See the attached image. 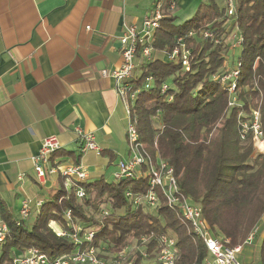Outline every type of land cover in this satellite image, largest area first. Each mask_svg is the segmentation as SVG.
Returning a JSON list of instances; mask_svg holds the SVG:
<instances>
[{
  "label": "trees",
  "instance_id": "obj_1",
  "mask_svg": "<svg viewBox=\"0 0 264 264\" xmlns=\"http://www.w3.org/2000/svg\"><path fill=\"white\" fill-rule=\"evenodd\" d=\"M173 1L177 0H167L165 9ZM221 1L223 6L216 0H205L192 18L181 24L171 13H164L160 28L147 43L152 49L151 59L138 62V73L131 82L141 92L128 106L136 119L138 140L148 155L172 168L179 191L200 206L213 236L234 248L243 246L264 219V151L254 153L251 131L244 139L240 137V124H249L252 111L257 110L264 140V0H235L232 18L226 16V2ZM191 30L195 35L187 37ZM234 30L243 43L230 59L231 66L234 59L241 64L236 82L238 103L230 107L228 92L214 78L224 71L226 39ZM203 31L222 42L203 39ZM178 37L184 38L190 52L188 71L180 60L173 63L164 59ZM149 76L152 87L143 90ZM163 83L168 87L164 93ZM64 157L75 164L80 158L59 150L50 161L60 162ZM57 182V190L32 211L35 217L30 226L25 222L17 225L0 203V218L8 230L0 245V264H12L15 256L31 248L43 251L49 261L92 248L108 256L136 242L140 245L142 237L148 239L145 248L152 253L162 236L176 240L175 264H203L207 257L204 245L193 238L163 197L159 195L156 210L134 208L125 199L126 190L145 193L146 180L87 181L81 184L85 197L80 200L74 187H63V178L57 176ZM50 222L65 235L58 237ZM91 232L89 242L76 244L72 239L75 234L82 239ZM259 258L264 264V233ZM143 261L139 252L131 258V264Z\"/></svg>",
  "mask_w": 264,
  "mask_h": 264
},
{
  "label": "crops",
  "instance_id": "obj_2",
  "mask_svg": "<svg viewBox=\"0 0 264 264\" xmlns=\"http://www.w3.org/2000/svg\"><path fill=\"white\" fill-rule=\"evenodd\" d=\"M156 1L0 0V203L15 219L24 200L43 202L59 186L54 176L40 184L33 170L31 157L46 137L80 157L88 182L113 179L128 147L126 114L110 74L122 63L124 27L140 28ZM162 2L163 15L171 13ZM191 2L177 0L175 12ZM77 128L92 134L99 154H79ZM59 161L74 164L70 157ZM34 217L24 222L30 226ZM239 254L248 264L253 250L245 245Z\"/></svg>",
  "mask_w": 264,
  "mask_h": 264
},
{
  "label": "built area",
  "instance_id": "obj_3",
  "mask_svg": "<svg viewBox=\"0 0 264 264\" xmlns=\"http://www.w3.org/2000/svg\"><path fill=\"white\" fill-rule=\"evenodd\" d=\"M226 16L234 17L235 0H225ZM177 6V1L169 4L167 11L174 12ZM163 2L157 0L151 12L143 18L141 27L125 26L123 35L119 41L122 63L119 69L110 76L115 81V92L124 107L126 114V142H127V157L120 159L116 163V170L112 174L114 181L134 180L147 181V191L145 193H133L130 190L124 192L125 199L131 203L134 208L143 210H156L159 205V195L163 197L168 208L176 211L179 214L180 220L191 232L193 238L201 242L206 251L207 257L203 264H240L237 255L240 253L242 246L228 248L225 243L213 236V233L205 220L202 218L201 208L199 205L192 203L178 189L176 179L172 168L163 160L157 158L153 160L148 155L145 146L138 140L136 119L129 112V102H133L141 89H135L131 84L135 75L139 61H150L152 49L147 46L154 33L160 28V23L163 17L162 13ZM237 30L232 31L226 39L228 45V56L223 63L224 71L214 79L222 85L228 92L230 107L236 106L238 103L236 96V82L240 75L241 64L238 59H234L232 66L230 65V54L233 57L237 55L242 47L243 38L238 35ZM195 32L191 30L187 37H192ZM203 39H212L214 44H219L220 39L214 38L211 32L203 31L201 33ZM182 37L176 38L175 46L169 53H164V59L168 62L181 61L183 68L189 70V50L186 49ZM141 49V50H140ZM138 55V56H137ZM238 57V56H237ZM106 77V73H103ZM153 79L148 77L143 85V90H149L152 87ZM168 89L167 84L161 85V92L164 93ZM171 98L168 99V102ZM241 139H244L247 132L253 134V147L258 149V153L264 151V140L259 125V113L257 110L252 111L250 123H241ZM79 142V154L83 155L88 152L99 154L101 149L94 142V138L90 133H83L80 129H75ZM257 148V149H256ZM61 150L58 139L55 136H49L42 140L40 151L37 155L31 157L33 170L37 181L44 185L47 176L63 178V187L68 190L74 187L76 197L80 200L85 197V192L81 187L82 183L87 182L88 173L80 164H66L64 162H51V155ZM34 205L36 211L42 206V201L31 202L24 200L19 209V217L16 219V224L24 222L32 212L31 205ZM65 217L70 218L69 212H66ZM50 227L58 237H63L65 233L57 227L53 222H50ZM8 233L7 226L0 223V245L5 241ZM257 230L253 231L244 245H249L255 242L257 238ZM93 238V233L84 234L81 239L76 234L72 239L76 244L82 241L89 242ZM148 239L140 238L133 245L126 246L122 251L106 255L99 248H92L87 251L76 250L73 254L61 256L53 261H49L43 251L35 248L27 249L24 253L15 256L12 264H131V258L135 252H139L145 260H150L152 255L154 264H175L178 257V249L176 248V240L172 237L162 236L157 241V247L154 252L148 253L145 245Z\"/></svg>",
  "mask_w": 264,
  "mask_h": 264
},
{
  "label": "rangeland",
  "instance_id": "obj_4",
  "mask_svg": "<svg viewBox=\"0 0 264 264\" xmlns=\"http://www.w3.org/2000/svg\"><path fill=\"white\" fill-rule=\"evenodd\" d=\"M204 1L205 0H192L190 6L186 10H180L179 9L177 12L174 11L177 14V16L179 17L178 21L185 22V21L189 20L190 18H192V16L197 11L200 3L204 2ZM216 1L219 2L221 6H223L221 0H216ZM230 58L233 59L232 54H230ZM137 73H138V71H137ZM258 152H259L258 149L254 151L255 154H258ZM91 164L92 165H89V163L86 162L85 166H87L88 169L92 170L94 165L92 162H91ZM14 214L16 217H19V210L15 211ZM263 232H264V219H263V223L259 226L258 235H257V238H255V242H253L252 244H249V246L253 250V256H252L251 261L248 264H262L260 261V258H259V249H260V240H261V237L263 235ZM243 246H245V245H243ZM237 259L240 262V264H243L244 259H243L242 254H238ZM142 264H154V263L151 260H148V261L145 260L142 262Z\"/></svg>",
  "mask_w": 264,
  "mask_h": 264
}]
</instances>
